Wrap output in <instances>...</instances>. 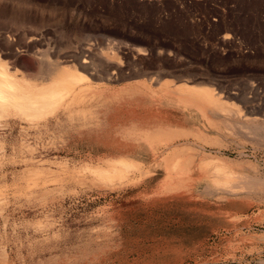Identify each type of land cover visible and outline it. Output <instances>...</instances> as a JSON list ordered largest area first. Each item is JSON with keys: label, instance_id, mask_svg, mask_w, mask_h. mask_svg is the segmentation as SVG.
Returning a JSON list of instances; mask_svg holds the SVG:
<instances>
[{"label": "rangeland", "instance_id": "rangeland-1", "mask_svg": "<svg viewBox=\"0 0 264 264\" xmlns=\"http://www.w3.org/2000/svg\"><path fill=\"white\" fill-rule=\"evenodd\" d=\"M17 28L29 44L0 40V55L23 75L48 69L42 50L90 54L98 71L79 70L93 84L86 118L0 127V264H264V0H0V34L13 40ZM179 87L237 113L215 117ZM168 92L204 110L209 131L138 134L169 157L150 190L138 185L143 165L103 154L120 150L103 129L116 103ZM217 159L242 181L262 179L259 193L207 196L200 165Z\"/></svg>", "mask_w": 264, "mask_h": 264}, {"label": "bare ground", "instance_id": "bare-ground-1", "mask_svg": "<svg viewBox=\"0 0 264 264\" xmlns=\"http://www.w3.org/2000/svg\"><path fill=\"white\" fill-rule=\"evenodd\" d=\"M18 29L19 28H17L16 32L14 33L13 40H10V39L8 40L7 38L4 37L3 34L2 35L0 34L1 35L0 40L4 41L6 45H9V47L11 45L16 46V43L18 44V46L19 45L22 46L23 44L26 45L25 43H28L26 41L29 39L30 36L28 37L27 35V38H28L27 39L25 35L21 33L22 30L20 32V30ZM22 40H24V42ZM29 46L30 45H28V47ZM7 51H8V48H7ZM7 54H10V53H7ZM3 55L5 56L6 54L2 53V55H0V127H3V125L9 127L12 119H14L16 121L18 120L21 124H23L24 122L28 124L31 128L39 129L43 123L47 124L50 119L52 118L57 119L61 112L67 114L70 118H73L76 114L82 115L84 118L87 117L88 111H87L86 105L88 101H90L94 97L93 91H92L93 84L89 83L90 77L88 76L89 77L88 78L86 75H84V73L80 71L83 70L84 72V70L86 69L98 71L96 68V64L93 62L92 56L90 54L84 53V54H79L76 56L74 54L73 55L64 54L65 56H60L56 54V52H54V54L53 53L50 54L49 51L47 52V54H43V50H42V54L40 53V54H35V55L38 57V59L40 58L37 61H40L41 58H44V59L48 58L49 60L48 61L49 63L47 62L48 63L47 65L49 66L48 69L45 67L46 63L42 64L46 68L45 69L43 66L39 65V62H37L39 67L41 66L43 68H40L39 70H37V72L34 75L29 74L28 77L23 75L18 70V68H16L17 66L15 63H14L15 65L13 64V66L9 65L8 62L6 63V61L3 60V57H2ZM98 56L99 55L97 54L96 57ZM41 61H43V59ZM69 62H73L75 64L74 67H76L77 70H71V69H67L63 67ZM106 73L109 74V71L107 70ZM179 89L180 90L187 89V94L190 96H193L194 98L202 102L204 105H206V107L210 110L212 115L215 117H218V116L219 117H227V116L229 117L231 115H236L237 113L235 110L232 111L228 109L226 105H223L222 103H220V101H218L214 97V95H212L209 91L205 89L197 90L193 87L191 88L179 87ZM236 96L238 98V95ZM77 108H80V109L75 110ZM3 122H5V124H2ZM230 128L232 129V131L236 133L235 130L237 129L234 126L233 127L230 126ZM261 129H264V128L260 127L259 130ZM167 159H169V157H167ZM210 160L202 161L200 165L201 167L205 168L206 174H207L204 182L202 183V185L204 186L203 192L207 196H212V197L213 196L215 197L231 196L232 197L235 195H242V194L251 196V195H256L257 193H259L258 191H260L263 185V182H261L262 179L260 180L259 178V181H258V178L257 180L255 178L253 180L242 181L245 178H243L240 174H237L234 170L227 167L225 164L219 161V159H217L218 161H215V160L210 161ZM43 177H45V175L43 171H41L38 175H35V176L28 175V180L33 181L34 183H38L43 180ZM95 179L97 181L104 182V183H115V179L110 178V177H97ZM123 182L124 181L122 180L119 181L120 184H124Z\"/></svg>", "mask_w": 264, "mask_h": 264}, {"label": "crops", "instance_id": "crops-1", "mask_svg": "<svg viewBox=\"0 0 264 264\" xmlns=\"http://www.w3.org/2000/svg\"><path fill=\"white\" fill-rule=\"evenodd\" d=\"M128 87L112 92L119 93ZM130 88V86H129ZM116 110L110 114L106 124L105 142L120 148L116 152L106 151L107 156L123 155L143 165L148 174L142 182L150 181L148 187L155 190L162 181L169 175L168 159L164 149L156 150L144 138L138 134L146 130H165L195 135L207 134L209 131L208 116L204 110L194 106L185 105L172 93H153L140 103L120 101L115 104ZM138 109L140 111H136ZM138 113V114H137ZM140 115L138 124H135V117ZM101 131V130H99ZM114 132L112 134L111 132ZM182 143V142H179ZM179 145L173 143L168 146Z\"/></svg>", "mask_w": 264, "mask_h": 264}]
</instances>
